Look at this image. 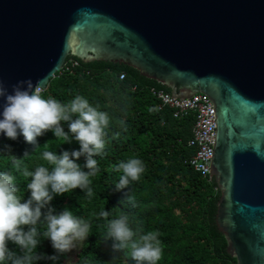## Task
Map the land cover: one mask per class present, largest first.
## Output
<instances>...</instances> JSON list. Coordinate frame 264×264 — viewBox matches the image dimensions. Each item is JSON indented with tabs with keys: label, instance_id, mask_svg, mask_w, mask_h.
I'll return each instance as SVG.
<instances>
[{
	"label": "water",
	"instance_id": "obj_1",
	"mask_svg": "<svg viewBox=\"0 0 264 264\" xmlns=\"http://www.w3.org/2000/svg\"><path fill=\"white\" fill-rule=\"evenodd\" d=\"M69 55L131 66L173 98L210 99L215 223L236 264H264V0H0L9 91L45 88Z\"/></svg>",
	"mask_w": 264,
	"mask_h": 264
},
{
	"label": "trees",
	"instance_id": "obj_2",
	"mask_svg": "<svg viewBox=\"0 0 264 264\" xmlns=\"http://www.w3.org/2000/svg\"><path fill=\"white\" fill-rule=\"evenodd\" d=\"M151 89L170 93L168 87L126 64L83 62L69 55L63 68L40 90L45 98L63 103L82 95L106 111L111 121L106 130L105 152L95 157L99 171L91 178L94 195L88 197L77 188L69 194L54 196L42 209L47 212L51 207L59 213L69 208L91 225L88 240L80 242L75 251L63 254L57 264H135L130 248L114 252L113 241L105 238L108 222L125 214L134 230L159 233L163 249L159 264H236L215 223L219 196L216 184L212 178H202L188 162L195 152L193 146L187 145L194 116L174 117L173 109L163 105ZM64 126L67 131V124ZM69 139L70 143L55 138L51 130L38 137L37 144L28 143L22 135L16 140L4 138L0 148L7 151L5 146L11 145L12 153L22 158V163L16 171L10 154L5 152L0 154V171L17 176L19 194L27 199L30 190L26 184L31 178L24 177V170L35 171L41 165L51 169L52 165L43 159L46 150L58 154L79 150L80 145L71 133ZM26 152L29 156L23 158ZM131 157L141 159L145 171L138 181L118 190L115 184L123 173L117 172L116 166ZM77 162L83 168L86 158L81 156ZM105 209L110 212L107 220L99 216ZM38 227L43 233L46 225ZM39 239L38 252L55 254L50 239L42 235ZM8 246L19 251L11 242ZM37 264L53 262L41 260Z\"/></svg>",
	"mask_w": 264,
	"mask_h": 264
},
{
	"label": "clouds",
	"instance_id": "obj_3",
	"mask_svg": "<svg viewBox=\"0 0 264 264\" xmlns=\"http://www.w3.org/2000/svg\"><path fill=\"white\" fill-rule=\"evenodd\" d=\"M0 99L3 100L0 106V135L11 140L22 135L28 143L37 144V138L51 130L55 138L69 143L71 133L80 145L79 150L71 152L64 150L58 154L44 151L43 159L52 165L51 169L41 165L35 171L24 170V177L31 178L26 184L27 190H30L27 199L19 194L17 176L10 171H0V264H37L41 260H51L57 264L63 254L76 247L77 242L88 240L91 225L74 215L69 208L59 213L51 207L47 212H42V209L49 205L54 196L69 194L77 188L88 197L94 195L91 178L99 171L95 157L105 152L110 116L82 95H76L68 103L45 98L31 80L17 81L11 91L0 82ZM5 148L7 151L0 148V154L9 153L12 165L19 171L22 158L12 153L11 145ZM28 156L26 152L23 158ZM81 156L86 158L83 168L77 162ZM116 171L123 174L115 186L118 190L124 189L140 179L145 165L141 159L131 157L121 161ZM109 215L106 209L99 213L106 220ZM41 224L46 225L43 233L38 227ZM138 234L139 238L136 239ZM41 235L50 239L55 254L38 252ZM105 238L113 241L114 252L130 248L135 264H159L162 258L159 233L143 232L140 228L134 230L126 214L108 222ZM9 242L15 244L19 251L10 249ZM85 264H89V261H85Z\"/></svg>",
	"mask_w": 264,
	"mask_h": 264
},
{
	"label": "built area",
	"instance_id": "obj_4",
	"mask_svg": "<svg viewBox=\"0 0 264 264\" xmlns=\"http://www.w3.org/2000/svg\"><path fill=\"white\" fill-rule=\"evenodd\" d=\"M151 91L163 105L173 109L174 117L187 114L194 116L191 137L187 145L193 146L195 152L188 162L202 178L211 179L210 161L215 139V114L210 99L200 92L179 99L162 90Z\"/></svg>",
	"mask_w": 264,
	"mask_h": 264
},
{
	"label": "rangeland",
	"instance_id": "obj_5",
	"mask_svg": "<svg viewBox=\"0 0 264 264\" xmlns=\"http://www.w3.org/2000/svg\"><path fill=\"white\" fill-rule=\"evenodd\" d=\"M79 245H80V242H77V245H76V247L74 248V251H75L77 248H79Z\"/></svg>",
	"mask_w": 264,
	"mask_h": 264
}]
</instances>
